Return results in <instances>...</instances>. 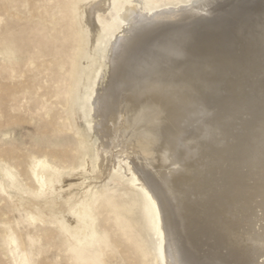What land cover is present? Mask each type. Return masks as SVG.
I'll return each mask as SVG.
<instances>
[{"label":"bare ground","instance_id":"obj_1","mask_svg":"<svg viewBox=\"0 0 264 264\" xmlns=\"http://www.w3.org/2000/svg\"><path fill=\"white\" fill-rule=\"evenodd\" d=\"M110 3L78 5L76 162L32 155L18 206L73 238L87 264H105L119 236L99 207L115 234L140 224L162 264H264V0H125L108 27L98 13Z\"/></svg>","mask_w":264,"mask_h":264},{"label":"rangeland","instance_id":"obj_2","mask_svg":"<svg viewBox=\"0 0 264 264\" xmlns=\"http://www.w3.org/2000/svg\"><path fill=\"white\" fill-rule=\"evenodd\" d=\"M81 1L0 0V264H87L75 257L73 238L55 226L31 222L18 206L19 189L32 188L28 172L32 155H44L64 170L76 162L77 129L69 107L85 55L78 19ZM123 1L111 0L98 19L111 27ZM103 53L101 48V64L91 84L104 66ZM81 99L84 110L86 100ZM123 149L117 145L105 154L112 158ZM4 168L16 175L17 189L9 187ZM101 182L90 178L85 185ZM98 212L97 220L105 224L109 236L119 235L104 254L105 264H162L148 238L141 237L140 224L128 222L126 234H115L120 229L114 215H106L102 207ZM138 219L147 225L143 208Z\"/></svg>","mask_w":264,"mask_h":264}]
</instances>
